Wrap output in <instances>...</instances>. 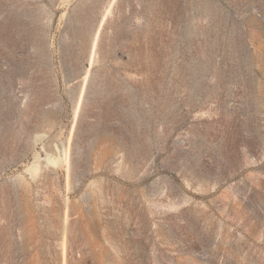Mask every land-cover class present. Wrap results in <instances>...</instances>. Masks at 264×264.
Wrapping results in <instances>:
<instances>
[{"label":"rangeland","instance_id":"374dc122","mask_svg":"<svg viewBox=\"0 0 264 264\" xmlns=\"http://www.w3.org/2000/svg\"><path fill=\"white\" fill-rule=\"evenodd\" d=\"M0 264H264V0H0Z\"/></svg>","mask_w":264,"mask_h":264},{"label":"bare ground","instance_id":"6f19581e","mask_svg":"<svg viewBox=\"0 0 264 264\" xmlns=\"http://www.w3.org/2000/svg\"><path fill=\"white\" fill-rule=\"evenodd\" d=\"M103 23H104V19L102 20V22H101V24H100V26H99V28H98L96 34H95V37H94L93 46H92V54H91V58H90V61H89V64H88L89 69L91 68L92 63H93V59H94V55H95L96 48H97V46H98V41H99L100 32H101V28H102ZM86 81H87V78L85 79V82H84V84H83L81 94H83V92H84V90H85V88H86ZM79 108H80V107H78V109H77L76 117H78V113H79V111H80ZM63 152L65 153L66 156H68V151H67V149H65L64 147H63ZM49 157H50V158H49ZM49 157H48V161H49V162H53L52 164H55L54 159L52 158V156H49ZM65 158H66V157H65ZM52 159H53V160H52ZM55 161H56V160H55ZM55 165H57V162H56Z\"/></svg>","mask_w":264,"mask_h":264}]
</instances>
